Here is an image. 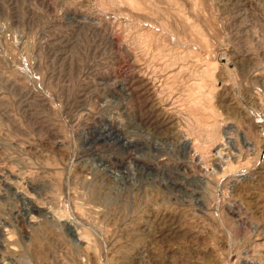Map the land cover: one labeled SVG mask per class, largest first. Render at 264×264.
I'll return each instance as SVG.
<instances>
[{"label":"rangeland","instance_id":"rangeland-1","mask_svg":"<svg viewBox=\"0 0 264 264\" xmlns=\"http://www.w3.org/2000/svg\"><path fill=\"white\" fill-rule=\"evenodd\" d=\"M0 264H264V0H0Z\"/></svg>","mask_w":264,"mask_h":264},{"label":"bare ground","instance_id":"bare-ground-1","mask_svg":"<svg viewBox=\"0 0 264 264\" xmlns=\"http://www.w3.org/2000/svg\"><path fill=\"white\" fill-rule=\"evenodd\" d=\"M72 234L76 236V240L81 241V239L77 236V233L74 228L72 229Z\"/></svg>","mask_w":264,"mask_h":264}]
</instances>
